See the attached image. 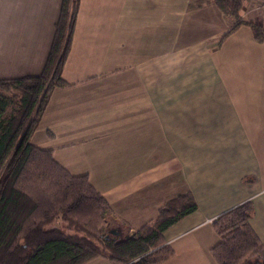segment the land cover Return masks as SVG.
<instances>
[{"label": "crops", "instance_id": "obj_1", "mask_svg": "<svg viewBox=\"0 0 264 264\" xmlns=\"http://www.w3.org/2000/svg\"><path fill=\"white\" fill-rule=\"evenodd\" d=\"M61 4L0 0V79L42 72ZM242 17L264 26L261 0ZM234 25L214 0H80L69 85L31 137L134 231L191 191L198 208L166 231L175 253L159 264H217L214 223L249 200L264 244V40Z\"/></svg>", "mask_w": 264, "mask_h": 264}, {"label": "trees", "instance_id": "obj_2", "mask_svg": "<svg viewBox=\"0 0 264 264\" xmlns=\"http://www.w3.org/2000/svg\"><path fill=\"white\" fill-rule=\"evenodd\" d=\"M80 0H62L51 49L42 72L0 79V264H83L102 256L113 264H159L171 258L166 231L197 210L191 191L178 194L134 233L107 229L110 203L87 175H73L31 137L51 91L68 86L63 67ZM235 21L250 26L258 42L264 26L242 18L243 0H214ZM232 29V30H233ZM255 208L246 201L214 223L220 240L217 264H264V244L251 225Z\"/></svg>", "mask_w": 264, "mask_h": 264}, {"label": "rangeland", "instance_id": "obj_3", "mask_svg": "<svg viewBox=\"0 0 264 264\" xmlns=\"http://www.w3.org/2000/svg\"><path fill=\"white\" fill-rule=\"evenodd\" d=\"M106 221H107V223H106L107 229H113L115 231H118L117 229H121V231H122L121 236L122 237H124L128 234L134 233L139 228L138 227L135 231L132 230L131 226L127 223V221L124 220V218L120 217L119 215L117 216L116 212L113 210L112 207H111V212L106 217Z\"/></svg>", "mask_w": 264, "mask_h": 264}, {"label": "built area", "instance_id": "obj_4", "mask_svg": "<svg viewBox=\"0 0 264 264\" xmlns=\"http://www.w3.org/2000/svg\"><path fill=\"white\" fill-rule=\"evenodd\" d=\"M261 4H263V5H264V0H261ZM212 221H214V220L212 219V220H211V222H212Z\"/></svg>", "mask_w": 264, "mask_h": 264}, {"label": "water", "instance_id": "obj_5", "mask_svg": "<svg viewBox=\"0 0 264 264\" xmlns=\"http://www.w3.org/2000/svg\"><path fill=\"white\" fill-rule=\"evenodd\" d=\"M114 232H116V231L114 230Z\"/></svg>", "mask_w": 264, "mask_h": 264}]
</instances>
